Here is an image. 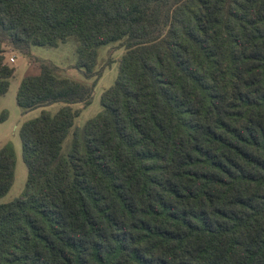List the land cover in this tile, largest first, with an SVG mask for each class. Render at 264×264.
<instances>
[{
	"label": "trees",
	"instance_id": "trees-1",
	"mask_svg": "<svg viewBox=\"0 0 264 264\" xmlns=\"http://www.w3.org/2000/svg\"><path fill=\"white\" fill-rule=\"evenodd\" d=\"M124 48L101 110L96 80L63 77L33 45ZM40 114L20 127L27 179L0 203V264H264V0H0V96ZM61 103L56 112L45 107ZM0 148V198L15 177Z\"/></svg>",
	"mask_w": 264,
	"mask_h": 264
},
{
	"label": "rangeland",
	"instance_id": "rangeland-1",
	"mask_svg": "<svg viewBox=\"0 0 264 264\" xmlns=\"http://www.w3.org/2000/svg\"><path fill=\"white\" fill-rule=\"evenodd\" d=\"M109 43L98 48V63L97 69H102V74L99 78H86L79 68L74 67L77 59L76 42L70 39L61 43L57 47L33 45L31 54L34 57L47 59L59 65L63 77H68L82 83L92 84L96 80L92 100L89 104L84 105L77 103L75 108H79V115L75 119V125H83L89 118L97 115L101 106V96L105 89L110 87L118 74L119 59L124 52L123 47ZM10 55L15 56L16 71L10 80L8 91L0 96V148L7 142L12 143L15 150L16 164L14 182L9 191L0 198V203L8 202L20 196L24 190L27 179V167L23 160L22 141L20 137V127L26 120L38 116L42 107H37L28 111H24L16 101L17 89L20 81L30 73L39 71L38 64L31 57L12 52ZM61 103H53L45 108L51 112H56Z\"/></svg>",
	"mask_w": 264,
	"mask_h": 264
},
{
	"label": "built area",
	"instance_id": "built-area-1",
	"mask_svg": "<svg viewBox=\"0 0 264 264\" xmlns=\"http://www.w3.org/2000/svg\"><path fill=\"white\" fill-rule=\"evenodd\" d=\"M10 61L11 62H14L15 61V56L13 55V56H10Z\"/></svg>",
	"mask_w": 264,
	"mask_h": 264
},
{
	"label": "crops",
	"instance_id": "crops-1",
	"mask_svg": "<svg viewBox=\"0 0 264 264\" xmlns=\"http://www.w3.org/2000/svg\"><path fill=\"white\" fill-rule=\"evenodd\" d=\"M15 62V61H14Z\"/></svg>",
	"mask_w": 264,
	"mask_h": 264
}]
</instances>
